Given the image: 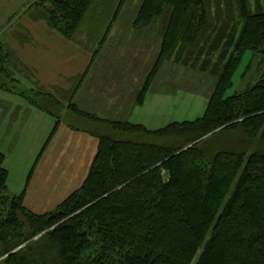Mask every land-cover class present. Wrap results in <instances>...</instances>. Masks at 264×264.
<instances>
[{
	"label": "trees",
	"instance_id": "obj_1",
	"mask_svg": "<svg viewBox=\"0 0 264 264\" xmlns=\"http://www.w3.org/2000/svg\"><path fill=\"white\" fill-rule=\"evenodd\" d=\"M224 1L223 7L222 0H142L133 24L162 23L160 51L138 104L166 62L196 66L202 58L200 68H207L219 53L218 83L203 116L150 129L69 102L103 128L89 129L99 143L82 185L44 213L24 205L26 189L7 193L0 150L4 264H264V71L243 92L226 95L247 52L264 63V9L249 0ZM94 2L37 0L33 16L75 39ZM12 59L13 51L0 43V80L11 84L0 87L56 119L30 176L58 130L63 105L48 92L22 89Z\"/></svg>",
	"mask_w": 264,
	"mask_h": 264
},
{
	"label": "crops",
	"instance_id": "obj_2",
	"mask_svg": "<svg viewBox=\"0 0 264 264\" xmlns=\"http://www.w3.org/2000/svg\"><path fill=\"white\" fill-rule=\"evenodd\" d=\"M117 18L111 21L110 31ZM123 19L127 24H132L131 30L127 32L145 28L133 26L135 17L131 20L126 17ZM22 21L26 24V30L15 33L13 50L24 66V75L30 78L25 84H30L33 90L50 93L63 105L58 130L40 159L28 189L30 191L25 198V202L32 201L36 206L33 205L34 209L38 208L39 211L36 212L44 213L53 209L82 185L98 149L99 139L89 129L102 126L79 116L68 106L69 102L76 103L84 111L103 118L130 121L148 127L146 121L137 117V112L144 106L151 90L160 91L157 87L160 73L150 87L144 103L138 104L136 98L160 50L158 40L155 53L152 54L153 51L149 50L153 42L152 37L143 39L139 34L137 36L141 38L128 42L126 48L122 40L115 38L119 33L116 32L114 36L109 32L105 41L99 45L98 56L93 59L94 49L80 44L75 39L66 38L51 28L46 20L24 16L20 19V22ZM102 58H105L104 62L96 63ZM165 67H169L168 64L165 63L163 68ZM16 73L18 75L15 77L21 74L20 70ZM79 77H83L80 84ZM3 92L0 93V150L5 153V164L8 165L10 154L2 137L7 136L10 144L15 138H20L21 142L23 138L25 144H33L34 147L33 151L29 150L27 156L24 149L16 156L13 155L18 164L24 163L19 169H14V175L13 170L7 166L10 170L8 182L17 184L23 181L22 177L29 171L25 166L26 162L22 160H28L31 164L34 162L56 119L47 110L32 104L26 97ZM148 120L152 121V118L148 117ZM2 129L5 130L4 134H1ZM35 148H39L37 152ZM47 165H62L65 172L60 175H53L52 171L46 174L44 166ZM43 175H47L43 180L46 181L43 185L45 192L38 183V179ZM63 195L64 197L57 201L56 198ZM35 200L37 202H34Z\"/></svg>",
	"mask_w": 264,
	"mask_h": 264
},
{
	"label": "rangeland",
	"instance_id": "obj_3",
	"mask_svg": "<svg viewBox=\"0 0 264 264\" xmlns=\"http://www.w3.org/2000/svg\"><path fill=\"white\" fill-rule=\"evenodd\" d=\"M36 1L37 0H0V43L4 44L8 49L13 51V59L10 66L11 73H13L14 75H18L17 73L15 74V72L20 70L21 74L19 75V77H17L19 80L18 85L22 89L27 91L31 90V86L30 84L25 83L29 82L28 80L30 78L28 79L27 75H24V66L20 61L19 57H17V53H15V51L13 50V42L15 43V33H22L26 30V24L24 23V21L20 22V19H22L24 16L30 19H44L33 16ZM119 2L120 0H95L93 8L83 18V22L81 25L82 31H80L75 36V41L79 42L80 44H85L95 50L100 48L97 44L100 43L101 40L106 38L110 34L109 32H111L114 36L117 32L119 34L115 36L116 40H122L126 48L128 42L135 41L134 39L141 37L143 39H149V37H152L153 42L150 45L149 50L153 51L152 54H154L157 44L160 50L162 41V37L160 34L162 23L159 22L160 20L142 30H138L136 32L131 33L127 32V30H131L132 24H127V22H125V19L123 18L126 17L128 20H131L133 17H135L142 0H126L124 6L122 7V10L118 15L119 17L117 18V21L113 26V29H111L112 31H110V23L113 20V17L116 15ZM249 2L251 7H256L258 6V3H260L262 5V8L264 9V0H249ZM221 4L224 7L226 5V1L222 0ZM12 34L14 35L13 37ZM139 34L142 36L138 37L137 35ZM157 40L159 43H157ZM123 53H126V51H123ZM218 57V52L213 53L211 55V63L207 65V68H200V66L204 62L202 58L196 63V66L184 65L182 63L174 62L172 60L166 62L169 67L163 68L162 66L163 70L161 68L159 71L160 82L157 87L160 89V91L153 89V91L151 90L148 93L144 106L140 108V112H137V117H140V120L142 121H146L148 124V128L153 129L163 127L173 121H190L203 116L207 104L218 83V74L217 72H215L214 68L218 61ZM156 58H154L153 62ZM104 61L105 58H102L96 63ZM263 71L264 63L260 62V55L247 52L239 65L238 71L234 75V84L232 87L227 89L226 95H232L237 92H243L248 86H251L252 84H254V82L258 80L259 76ZM3 81L9 84V86L11 85L9 82H7L9 80L6 77H3V79L0 80V83H2ZM0 89L3 91L19 94V92L9 91L2 87H0ZM1 90L0 93H4ZM148 117L152 118V121L148 120ZM4 133L5 130L2 129L1 134ZM2 138H4L5 146L8 147V152L10 154L8 165L5 164L4 160V166L8 170V173L10 174V168L11 171L13 170L14 175V169H19V167H22V165L24 164L22 163V161L26 162L25 166L29 170L27 171L28 173H26V175L22 177L23 181L17 182V184L13 182H8L7 180V193L11 195H20L23 190L26 189V193L23 199L24 205L31 211L39 213L36 212L39 211L37 210L38 208H33L34 204H32V201H30V203L29 201L25 202V198L27 192L30 191L28 189L30 187L31 180L37 167L34 169L32 175L29 176V174L33 169L35 160L43 146L41 147V149L38 148L39 152L32 164L30 163V161L28 163V160H22L21 165L20 163L18 164V162L14 159L13 155L15 154L16 156L23 149L24 154H26V156L29 155V150H34L33 144H25L23 138L22 142L20 141V138H15V140H13V142H11L10 144V140H8L7 136ZM20 148L22 149L19 150ZM38 149L35 148V151L37 152ZM25 166L23 167L24 169ZM44 168V172H46V174L48 172L51 173V171L53 175H60L61 172H65V168L62 165L56 167H51V165H47L46 167L44 166ZM46 176L43 175L40 177V179H38V183L41 184V190L43 192H45L43 185H45L46 182L43 180L47 178ZM50 179L51 178H49V180ZM63 197L64 195L59 196L56 199L57 201H60ZM34 202L37 201L35 200ZM0 264H4L1 259Z\"/></svg>",
	"mask_w": 264,
	"mask_h": 264
},
{
	"label": "water",
	"instance_id": "obj_4",
	"mask_svg": "<svg viewBox=\"0 0 264 264\" xmlns=\"http://www.w3.org/2000/svg\"><path fill=\"white\" fill-rule=\"evenodd\" d=\"M41 235V234H40ZM40 235H38L36 238H38Z\"/></svg>",
	"mask_w": 264,
	"mask_h": 264
}]
</instances>
